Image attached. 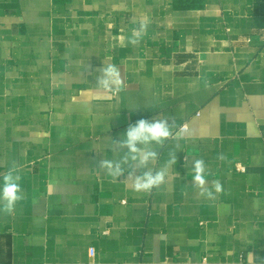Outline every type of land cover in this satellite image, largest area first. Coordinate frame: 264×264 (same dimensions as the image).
Here are the masks:
<instances>
[{
	"label": "crops",
	"instance_id": "crops-1",
	"mask_svg": "<svg viewBox=\"0 0 264 264\" xmlns=\"http://www.w3.org/2000/svg\"><path fill=\"white\" fill-rule=\"evenodd\" d=\"M110 64L118 91L97 84ZM141 118L172 125L148 169L177 154L151 192L99 167ZM13 163L0 264H264V0H0V174Z\"/></svg>",
	"mask_w": 264,
	"mask_h": 264
},
{
	"label": "clouds",
	"instance_id": "clouds-1",
	"mask_svg": "<svg viewBox=\"0 0 264 264\" xmlns=\"http://www.w3.org/2000/svg\"><path fill=\"white\" fill-rule=\"evenodd\" d=\"M147 30V23L141 22L138 31H134L130 43L135 45L139 43V35ZM97 84L105 91H118L122 80L120 72L115 65L103 66L100 70ZM91 93H89L90 95ZM172 125L168 119H145L141 118L133 124H129L125 132L121 134L119 140H113L116 149H126L124 155L118 160L102 159L99 161V167L106 171V174L114 180L125 175L126 166L130 169L127 173L128 178L132 180L134 191L151 192L153 188H159L166 183V170L177 163V154H170V159L164 166V169L152 172L148 169L150 161L157 158V151L150 146L152 144L162 145L165 140L172 136ZM223 159V156L220 157ZM141 169L146 171L137 172ZM21 169L13 163L7 172L0 174V212L11 215L15 212L17 203L22 201L24 192L21 186ZM206 165L203 159L193 161V186L199 188V195L206 199H215V194L223 191V186L219 180L213 181V188L209 190L205 187ZM53 192L49 190L48 195Z\"/></svg>",
	"mask_w": 264,
	"mask_h": 264
},
{
	"label": "built area",
	"instance_id": "built-area-1",
	"mask_svg": "<svg viewBox=\"0 0 264 264\" xmlns=\"http://www.w3.org/2000/svg\"><path fill=\"white\" fill-rule=\"evenodd\" d=\"M180 130H185L186 129V124H181L180 127H179ZM235 169L237 171H243L245 169L244 165L240 164V163H237L235 165ZM90 254L93 255V250L90 249Z\"/></svg>",
	"mask_w": 264,
	"mask_h": 264
}]
</instances>
